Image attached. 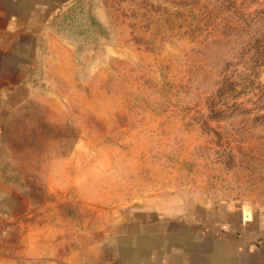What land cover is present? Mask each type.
<instances>
[{
	"label": "rangeland",
	"instance_id": "rangeland-1",
	"mask_svg": "<svg viewBox=\"0 0 264 264\" xmlns=\"http://www.w3.org/2000/svg\"><path fill=\"white\" fill-rule=\"evenodd\" d=\"M44 19L0 126V183L34 225L264 216V0H65Z\"/></svg>",
	"mask_w": 264,
	"mask_h": 264
},
{
	"label": "crops",
	"instance_id": "crops-1",
	"mask_svg": "<svg viewBox=\"0 0 264 264\" xmlns=\"http://www.w3.org/2000/svg\"><path fill=\"white\" fill-rule=\"evenodd\" d=\"M64 1L0 0V126L31 88L44 18ZM28 214L26 201L0 183V264H264V216L252 210L188 217L135 210L68 237Z\"/></svg>",
	"mask_w": 264,
	"mask_h": 264
}]
</instances>
